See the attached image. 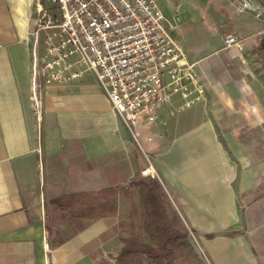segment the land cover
Returning a JSON list of instances; mask_svg holds the SVG:
<instances>
[{"label":"crops","instance_id":"0c3cea01","mask_svg":"<svg viewBox=\"0 0 264 264\" xmlns=\"http://www.w3.org/2000/svg\"><path fill=\"white\" fill-rule=\"evenodd\" d=\"M159 1L171 17L177 0ZM199 1L202 8L183 0L174 35L206 85L199 100L208 103L174 116L175 96L161 112L165 123L143 129L144 153L93 75L44 87L36 103L37 0H0V264H116L120 224L139 207L138 193L119 195L118 213L97 220L72 217L52 200L127 186L137 173L162 182L180 230L195 233L203 249L201 256L190 237L197 264H264L262 227L245 228L264 202V42L253 30L239 34L243 52L226 47L234 27Z\"/></svg>","mask_w":264,"mask_h":264},{"label":"built area","instance_id":"2783aa9c","mask_svg":"<svg viewBox=\"0 0 264 264\" xmlns=\"http://www.w3.org/2000/svg\"><path fill=\"white\" fill-rule=\"evenodd\" d=\"M182 7L169 17L159 0H37L31 30L36 103L44 87L93 75L144 152L143 129L165 123L161 112L175 96L185 100L183 110L207 91L174 35ZM224 44L245 49L235 33Z\"/></svg>","mask_w":264,"mask_h":264},{"label":"trees","instance_id":"16d2710c","mask_svg":"<svg viewBox=\"0 0 264 264\" xmlns=\"http://www.w3.org/2000/svg\"><path fill=\"white\" fill-rule=\"evenodd\" d=\"M136 192L139 203L121 221L122 250L114 258L116 264H197L189 239L191 233L181 231L182 220L174 212L159 178L141 177L137 173L127 186L107 187L99 193H72L52 200L58 209L70 216L97 220L118 213L119 195L129 198ZM123 234H127L125 236ZM147 238V241H144Z\"/></svg>","mask_w":264,"mask_h":264},{"label":"rangeland","instance_id":"374dc122","mask_svg":"<svg viewBox=\"0 0 264 264\" xmlns=\"http://www.w3.org/2000/svg\"><path fill=\"white\" fill-rule=\"evenodd\" d=\"M41 1L45 5L49 4V0H41ZM177 2L178 4L179 3L183 4V0H177ZM203 2H207V6L208 5H209L208 7L212 6L213 10L215 8V11L219 10L221 12L220 16L214 14L216 19L220 21L221 23L222 22L230 23L234 27L233 28L234 30L231 31L232 33H235V34L238 33L242 36H246V34H250L251 31L256 30V32L258 31L261 32V35H260L261 40H262V43L264 42V0H204L202 1V3ZM182 6H183L182 9L185 10V5L183 4ZM195 6L202 8L204 5L200 4L199 0H196ZM35 9H36V5L33 9L34 12H35ZM204 13H208V9L204 11ZM33 16L35 15L33 14ZM31 40H32V37H31ZM261 40H260V46H261ZM32 46H33V40H32ZM258 49H259V46H258ZM46 92H47V88H46ZM45 94H46L45 89L43 88L40 91L38 96L43 97ZM178 99L179 100L175 102L173 105L174 106L173 108L174 116H177L179 114L181 115L184 111L195 107L197 104H207L208 103L207 101H205V99L202 98L201 100H197L194 104H192L191 107H186L183 110H179V108L182 107V104L184 103L185 100L181 99L180 97ZM144 141H145L144 139H141L142 143H145ZM136 152L138 153L139 151L136 150ZM235 159H236L235 157L233 156L231 157V160H233V162L236 161ZM244 159L246 160L247 163L255 162V160H253L251 155L246 154ZM246 162L243 161L244 163L243 165H246L247 164ZM251 164H254V163H251ZM241 174H243V177L244 176H247L248 178L256 177V175L252 176L250 172L243 173L241 171ZM238 178L241 179L242 177H238ZM252 210H253L255 217L253 218V220L249 221L245 225V228L248 229V227L250 226H254L256 228L262 227L261 230L264 233V214H263L264 211L258 212L259 210L261 211L264 210V202L262 203V205H258L257 207L254 206ZM195 235H196L195 233H191L193 247L196 248V250L199 252L201 256H204L203 249L198 247L195 242V237H196Z\"/></svg>","mask_w":264,"mask_h":264},{"label":"bare ground","instance_id":"6f19581e","mask_svg":"<svg viewBox=\"0 0 264 264\" xmlns=\"http://www.w3.org/2000/svg\"><path fill=\"white\" fill-rule=\"evenodd\" d=\"M179 172V171H178Z\"/></svg>","mask_w":264,"mask_h":264}]
</instances>
